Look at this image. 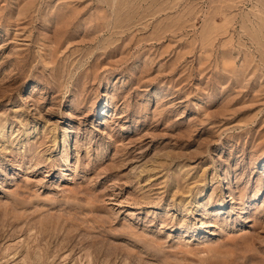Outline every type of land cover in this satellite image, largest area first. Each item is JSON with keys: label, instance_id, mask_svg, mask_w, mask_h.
<instances>
[{"label": "rangeland", "instance_id": "rangeland-1", "mask_svg": "<svg viewBox=\"0 0 264 264\" xmlns=\"http://www.w3.org/2000/svg\"><path fill=\"white\" fill-rule=\"evenodd\" d=\"M0 264H264V0H0Z\"/></svg>", "mask_w": 264, "mask_h": 264}, {"label": "bare ground", "instance_id": "bare-ground-1", "mask_svg": "<svg viewBox=\"0 0 264 264\" xmlns=\"http://www.w3.org/2000/svg\"><path fill=\"white\" fill-rule=\"evenodd\" d=\"M28 103V102H27ZM219 206V205H218Z\"/></svg>", "mask_w": 264, "mask_h": 264}]
</instances>
